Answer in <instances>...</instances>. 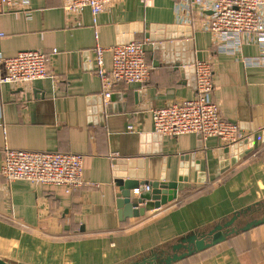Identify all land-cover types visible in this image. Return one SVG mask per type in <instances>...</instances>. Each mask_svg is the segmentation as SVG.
Segmentation results:
<instances>
[{
	"label": "crops",
	"instance_id": "0c3cea01",
	"mask_svg": "<svg viewBox=\"0 0 264 264\" xmlns=\"http://www.w3.org/2000/svg\"><path fill=\"white\" fill-rule=\"evenodd\" d=\"M16 3L18 9L0 13V52L39 50L49 56V76L0 84V171L6 146L76 154L84 159V185L66 194L0 176V257L20 264H133L238 212L247 214L237 229L264 217V62L247 37L239 46L210 31L214 0H115L97 24L88 8L67 12V0ZM133 41H145L149 78L123 86L107 102L95 49L107 50L110 71V49ZM207 61L221 116L239 126L243 142L252 138L242 148L198 134L155 133L153 111L195 99L194 65ZM139 178L178 183L177 199L120 221L117 181ZM174 264H264V224Z\"/></svg>",
	"mask_w": 264,
	"mask_h": 264
},
{
	"label": "built area",
	"instance_id": "2783aa9c",
	"mask_svg": "<svg viewBox=\"0 0 264 264\" xmlns=\"http://www.w3.org/2000/svg\"><path fill=\"white\" fill-rule=\"evenodd\" d=\"M114 2L115 0H67L65 10L76 13L88 8L97 24L98 16ZM6 7L16 9V0H0V13ZM212 11L209 29L220 42L233 41L240 46L243 38L247 37L260 47L259 59L264 62V0H214ZM4 37L5 34L0 33V40ZM144 46L145 41H133L111 48L112 68L107 71V50L97 45L95 72L101 79L105 101L108 102L123 86L148 80L150 72ZM53 53H57V50ZM254 61L248 59V62ZM0 64L5 68L0 84L24 86L49 76V56L39 50L23 51L14 57H5L0 52ZM194 68L196 98L154 110L155 133L172 137L198 134L204 140L217 138L226 147L238 144L245 139L239 126L226 121L212 100L214 79L211 62H197ZM83 160V156L76 154L29 152L6 146L0 176L9 183L26 180L35 185L61 187L66 194H73L84 185ZM146 190L149 188L146 187ZM134 194L139 195L140 191L136 189Z\"/></svg>",
	"mask_w": 264,
	"mask_h": 264
},
{
	"label": "water",
	"instance_id": "95a60500",
	"mask_svg": "<svg viewBox=\"0 0 264 264\" xmlns=\"http://www.w3.org/2000/svg\"><path fill=\"white\" fill-rule=\"evenodd\" d=\"M157 137L162 138L163 135L157 134ZM251 140L252 138H250V140L248 138L244 142L241 141L238 144L233 145V147L238 145L241 146L240 148H242L244 145L246 146V144H249V141ZM228 151L229 149L226 150V152ZM185 157L187 158L189 156ZM235 162L236 159L234 158L230 163L235 164ZM227 165H229V162L227 163ZM132 177L133 176H130V178ZM183 180L187 181L186 178H180V181ZM117 184L118 186H120L122 196L118 201V214L120 221L145 216L147 212L159 209L162 206L167 205L169 202L176 200L178 195V183H150L143 181L142 178H139V180L127 181L119 179L117 181ZM146 187H148L149 190H146ZM136 189L140 191L139 195L133 194ZM244 214H247L246 210L238 212L228 222L216 226L209 232L193 233L185 236L181 238L178 243L171 246L168 250H162L153 255L151 258H143L141 261L135 262L133 264H174L190 256L203 252L211 247H214L220 243H223L229 237L235 234H239L240 232H247L252 228L264 224L263 217L261 219L252 220L245 226L237 229L235 227V223ZM0 264L20 263L0 257Z\"/></svg>",
	"mask_w": 264,
	"mask_h": 264
}]
</instances>
